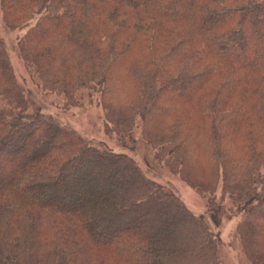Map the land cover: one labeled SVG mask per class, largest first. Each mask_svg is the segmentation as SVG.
Instances as JSON below:
<instances>
[{"label": "trees", "instance_id": "16d2710c", "mask_svg": "<svg viewBox=\"0 0 264 264\" xmlns=\"http://www.w3.org/2000/svg\"><path fill=\"white\" fill-rule=\"evenodd\" d=\"M0 8L9 28H27L19 54L45 91L67 109L96 97L123 143L139 130L214 225L240 217L243 253L264 264V0ZM0 264H224L207 219L133 157L32 108L1 36Z\"/></svg>", "mask_w": 264, "mask_h": 264}, {"label": "rangeland", "instance_id": "374dc122", "mask_svg": "<svg viewBox=\"0 0 264 264\" xmlns=\"http://www.w3.org/2000/svg\"><path fill=\"white\" fill-rule=\"evenodd\" d=\"M26 30L27 28H9L4 21L0 8V36L4 41L15 75L24 87L26 97L32 108H39L43 113L56 117L59 122L72 127L94 144L104 145L114 152L126 153L133 157L149 178L172 190L192 212L203 215L207 219L211 228L219 234L221 239L224 264H250L243 253L237 235L236 228L240 217L224 218L220 225H214L207 210L206 198L154 159L150 148L142 140L139 130L136 131L133 140L128 139L126 143H123L114 135L106 132L103 111L96 97H94L92 104L87 102L85 107L67 109L64 107L62 96L47 92L42 88L19 54V39ZM85 173H88L86 168L78 172L77 175ZM140 216H142V213L127 218L125 223L118 222L115 224L114 229L118 230V228L126 226V223H134Z\"/></svg>", "mask_w": 264, "mask_h": 264}]
</instances>
